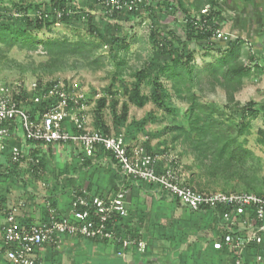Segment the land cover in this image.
I'll use <instances>...</instances> for the list:
<instances>
[{"label": "trees", "instance_id": "16d2710c", "mask_svg": "<svg viewBox=\"0 0 264 264\" xmlns=\"http://www.w3.org/2000/svg\"><path fill=\"white\" fill-rule=\"evenodd\" d=\"M102 1L103 0H95L96 4H99L103 8V19L108 26L113 27L115 31L122 29L123 25L121 20L124 18L128 21H133L139 16L142 17V15H146L148 18H151L154 23V26L151 25L152 27L149 34L154 53L144 61L142 68L134 70L132 73L134 81L130 85L131 88H125L124 92L127 93L129 101L137 107H144L150 102L159 110L165 111L168 115H173L176 111V108L173 107L171 103L169 104L173 98L188 105L186 110V122L181 125H172L167 128L172 134L173 142L182 140L183 143L187 144L188 151L194 156V167L197 169V173L192 172V176L185 180L184 183L191 188L203 192L204 188L201 187L203 185L198 183V179L201 177L200 175H205L207 181L215 182L216 179L222 180L224 183L223 190L227 188L228 190H238L264 196V184L257 178V170L252 164L254 155L252 151L244 145L245 140L240 141V137L244 136L251 126L250 119L256 118L261 112H264V103L261 104L250 100L240 107L237 119L236 114H227L214 105L200 101L199 95L195 90L196 88L200 91L203 90V80H205L209 86L208 91H214L216 87H220L225 92L227 100L225 108H229L232 105H239L235 99V94L243 88L245 81L251 77L253 73L264 75V65L260 67L256 66L251 69V67L244 64L242 61L241 49L238 45L239 41H235V43L229 42L224 46V43L221 44L220 41L214 40L213 32L219 29L218 22L216 21V16H218L216 8L218 7V0H192L191 2L187 0L189 3H186V0H137L132 9L122 8L117 10L111 9L109 6L105 7L101 4ZM119 1L124 2L130 0ZM10 4L9 6L4 0H0V44L3 52H8L13 47L29 52L35 51L40 56L46 57L45 62L40 65L44 66L45 69L52 70L66 67L69 58L80 57L87 59L99 46L106 43L109 45L111 52H116V56H114L113 60L120 71L115 73L122 74L121 69L127 63L126 53L132 44L127 40L126 35L120 37L117 34H110L108 38L102 36V41L98 44L92 41L72 42L67 38L62 40L51 37L36 39L32 36L33 32L42 29H50L51 26L56 23L70 21L76 14H80V17L86 18L87 27L91 35L101 36L100 31L92 22V15L89 10V13L86 11L85 14L82 13L84 11L83 9V11L75 12L74 4L70 0H46L43 2L14 0L10 2ZM206 7H208L209 12L207 15H203L202 10ZM191 10L195 12L193 14L189 13ZM156 12L161 14L182 13L183 17L180 18L178 16V18L181 19V22L180 20L179 22L183 34L180 35L173 29H163L165 30L164 33L160 31L158 25L155 24V21L158 20ZM197 15H200L201 19L206 18L210 25H212L214 31L207 33L198 30L193 23L196 21ZM199 41H205L206 44L210 45H207L206 48L217 50L219 56L214 61L207 63L201 68H196L194 59L196 52L191 48V44L198 43ZM119 52H123L122 56L119 55ZM97 62L98 60L96 59L90 60L91 64H96ZM113 79L110 87L106 89L109 98L104 95L96 101L91 123L94 130L105 135L111 134V129L104 118V110L107 108L108 101L111 102L110 112L112 115V125L117 134L120 133V127L128 118L127 103H123L121 109L117 110L118 100L116 98V92L112 90V85L117 80L116 76H114ZM166 82L171 83L170 88L172 92L167 89ZM53 84L55 83H49L44 88V91ZM143 86L151 88L149 94L143 92ZM21 93L26 94L23 90H21ZM15 97L20 98L19 95H15ZM47 102L49 101L42 100L41 103L35 105V108L37 107L44 111L47 107ZM258 133L261 138H264L263 130H259ZM124 139L129 147L133 146L125 136ZM260 143L263 144L264 140L260 139ZM39 144L43 143L39 142ZM142 147L144 148L143 145ZM144 151L150 154L147 147ZM94 153L95 155L102 154L109 156L112 162H115L110 151L99 147ZM30 154L32 157H37L39 160L41 159L39 154H35L34 152H30ZM92 157L93 156L86 157L84 161L88 162L87 160H90ZM39 166H43L42 160H40ZM162 166L163 162H156V172L158 174L164 172L165 168ZM171 166L175 168L176 163L171 161ZM190 170H192L191 167ZM116 176L120 178L117 171ZM239 181H242V183L235 184ZM140 183L147 184L152 188H158L157 185L152 183H145L143 181L134 183L133 180L126 181V187L131 189ZM232 183H234V185H232ZM80 189L82 188L77 190ZM117 189L118 185L114 192H116ZM85 190L88 191L87 189ZM97 195L104 197L109 196L102 194ZM173 199L179 202L178 199ZM4 201L5 199H2V206L0 209L4 208ZM50 204L52 207L56 208L54 202H50ZM188 210L194 213L198 212L189 208ZM248 210L252 215L253 208L249 207ZM7 212L8 209H5L2 213V217L4 216L5 218ZM127 216L124 218H120L119 216L113 223L114 229L123 230L125 234L141 237L138 230L133 231L131 228L127 229V227H123L126 225ZM215 216L219 221V217L216 214ZM47 217L48 211L46 208V214L42 221L46 220ZM18 221L26 226L38 223H30L20 219H18ZM257 223L260 224L261 222L257 221ZM108 226L111 227L112 224L109 223ZM261 234L263 235L264 232ZM220 237L221 234L218 238ZM63 238H76L88 240L89 242L108 243L107 241L99 240L97 237L84 238L80 235H64L62 239ZM179 245L180 244H177V247H179ZM50 247L56 248L57 246ZM210 247L213 251H218L225 256H230V259L233 260L232 264H235V254L233 251L231 252L227 248L215 250L212 244ZM4 251L5 246L0 239V263L3 259ZM247 251L248 249H245L242 264H262L259 263L262 259V255H264L261 246L252 245L250 253L252 254V251H254V254H252L253 259H250L249 252ZM146 254L147 247L145 253L133 252L131 263L146 264L145 262H139V258L144 255L146 256ZM258 256H260V260H257ZM39 261H41V259H39ZM121 264L124 263L121 261Z\"/></svg>", "mask_w": 264, "mask_h": 264}, {"label": "built area", "instance_id": "2783aa9c", "mask_svg": "<svg viewBox=\"0 0 264 264\" xmlns=\"http://www.w3.org/2000/svg\"><path fill=\"white\" fill-rule=\"evenodd\" d=\"M136 1L103 0L101 4L116 10L132 9ZM208 12V7L202 10L203 15ZM193 23L198 30L207 33L214 31L206 18L198 17ZM213 35L217 41L227 42L230 39V35L219 29ZM25 95L21 90L12 92L7 85L0 84V154L8 155L13 164L28 161L33 165H30L31 171L39 173V158L32 157L30 151L23 148L20 138L26 143L77 145L82 150V161L100 147L112 154L120 182L116 192L107 197L91 194L85 189L73 191L66 213L48 202L47 219L29 226L19 223L15 209L8 211L1 227L5 251L0 264H39V252L45 247L58 246L64 235L97 237L107 241L114 248L116 257L124 264H132V253H145L146 242L142 237L114 229L113 225L119 216L124 218L128 215V180L155 184L193 211L214 212L220 219L222 233L212 242V247L215 250L227 248L233 251L235 264H242L247 246L264 232V196L200 192L184 183L176 167H166L162 174H158L156 158L146 153L142 146L129 147L122 135H105L94 130L86 114L84 95L71 93L61 84H53L40 96ZM42 100L49 101L44 111L35 108ZM249 207L253 208L252 215ZM247 226L251 229L245 237L242 230ZM260 259L258 256L257 260Z\"/></svg>", "mask_w": 264, "mask_h": 264}, {"label": "rangeland", "instance_id": "374dc122", "mask_svg": "<svg viewBox=\"0 0 264 264\" xmlns=\"http://www.w3.org/2000/svg\"><path fill=\"white\" fill-rule=\"evenodd\" d=\"M4 1L7 5L10 6V2L14 0ZM25 1L43 2L46 0ZM70 1L74 4L75 12L84 10L82 13L85 14L86 11H90V14L93 17H91L92 22L94 26L100 31L101 36L91 35L87 27L86 18L80 17V14H76L75 17L65 23H56L52 25L50 29H42L40 31L33 32L32 36L36 39H46L51 37L62 40L64 38H67L72 42L92 41L98 44L100 43V41H102V36L108 38L110 34H117L120 37L126 35L127 40L132 44L128 52L126 53L127 63L121 69L122 74L115 73L120 71L113 60L114 56H116V52H111L109 45L104 42V44L102 46H99L95 50V52L90 55L89 58H69L66 67H64L63 69L52 70L45 69L44 66L40 65L45 62L46 57L40 56L35 51L29 52L26 50H21L17 47H13L8 52H3L0 44V84L7 85L12 92H19L20 90H23L29 97L33 95L40 96V93L43 92L44 88L49 83L54 82L55 84H61V86H64L65 90L70 91L71 93L74 92L84 95V107L86 110V114L88 115L89 120L92 123L93 110L94 106L96 105V101L104 95L109 98L106 89L110 87L111 83L114 80V76H116L117 80L113 83L112 90L116 92V98L118 100L117 110L121 109L123 103H127L128 118L126 122L120 127V133L117 134L112 125V115L110 112L111 102L108 101L107 108H105L104 110V118L111 129V135H122L123 137L125 136V138H127L129 143L131 142L133 146L143 145L144 149H146L147 147L150 151V154L156 158V162H163L162 167L164 168L172 167L171 161L176 163L175 170L177 174L183 180L189 179L192 176V172L197 173V169L194 167V156L188 151L189 149L187 144L183 143L182 140L173 142L172 134L167 129L172 125H181L186 122V110L188 108V105L173 98L169 102V104L171 103V105L176 108V111L173 113V115H168L165 111L159 110L150 102L147 103L144 107H137L129 101L127 93L124 92L125 88H131L130 85L134 81V78L132 77V73L134 72V70L142 68L144 65V61L147 58L151 57L150 55H153L154 53V48L152 47L149 39L151 27L154 26L152 19L148 18L146 15H142V17L139 16L133 21H128L126 18H124L123 20H121V23L123 25L122 29L115 31L113 30L114 28L109 27L106 21L103 19V8L99 4H96L95 0ZM194 12V10H191L189 13L193 14ZM156 13V15L158 16V20L155 21V24L158 25L160 31L164 33L165 30L163 29L169 28L168 24L171 18L167 14H161L158 12ZM198 17H200V15L196 16V18ZM178 30L180 32V29ZM207 45L208 44L203 41L201 44L202 49H199V53L195 54L194 59L196 68H201L207 63L214 61L219 56V54H217L216 50L214 49H208L211 50V52L207 55H204L208 53L203 50V48H206ZM122 54L123 52H119L120 56H122ZM93 59L98 60V62L96 64H91L90 60ZM253 80L254 79L247 82L245 81V85L243 86V88L235 94V99L237 100L239 105H232L229 108H225L227 100L225 92L220 87H216L214 91H208L209 86L206 81L203 80V90L200 91L197 88L195 90L199 95L200 101L214 105L216 108H219L227 114H236V118L238 119V111L240 107H242L250 100L261 104L264 103V78H261L259 82H255ZM166 83L167 89L172 92L170 88L171 83ZM50 87L51 86H49L48 89ZM142 90L144 93L149 94L151 88L143 86ZM250 124L251 126L249 127V130L244 134V136L240 137V141L245 140L244 145L252 151V154L254 155L252 158V164L257 170V178H259L264 184V143H260V139L264 140V138H261L260 134L258 133L259 130L264 131V112H261L260 115H258L256 118L250 119ZM57 144L60 145V143L50 144L55 146L53 147L56 155L54 159L55 169L64 168L66 166L68 167V164L70 166V163L66 164L64 161V159L70 156L68 150H59L60 147H56ZM69 146H71L69 148H71L72 152L74 153L73 156L75 158H72L76 160V158H78L79 156L77 154H79L82 150L79 146L74 144H71ZM40 160H42V157ZM78 160L79 164L81 166H84V161L81 160V157L78 158ZM25 164H27L26 168H30L28 165V161L25 162ZM190 167L192 168V170H190ZM44 171L45 170L43 169V166H39V177H41L42 175L40 173H43ZM82 174L83 171H78L79 177H81ZM200 176L201 177L198 179V183L200 185H203L201 186L204 188L203 192H221L226 194H228V192L246 193L238 190H228L227 188L223 190L224 183L222 180L216 179L215 182L207 181L205 175ZM43 178L46 180L49 179L46 173L42 175L41 179ZM64 179H66L65 175L60 177L59 180L63 181ZM118 180H120V178H118ZM234 183H232V185H234ZM241 183L242 181H239L235 184ZM59 184H61V182H58V184L56 185L57 188H59ZM39 185L40 188L46 190L47 184L45 183V181L39 180ZM67 188L69 187L65 186V189ZM70 197L71 199L69 200ZM2 199L3 198L0 196V207L2 206ZM64 199L65 204L67 202L69 203V208L72 202V196H64ZM128 211V216L134 214V212L130 213V210ZM161 217L163 218V216ZM137 218H139L143 223L147 219V216L146 214H137ZM250 229L251 228L247 226L245 230H242L245 237L247 236L246 233L250 231ZM175 237L177 236H173L172 239ZM258 237L259 238L257 240L252 241L248 245L249 247L246 248L248 249L247 252H249L250 259L253 256L252 254H254V251H252V254L250 253L253 244L261 246L264 254V234H261V236L259 235ZM166 241L168 242V240ZM195 243L196 245H194ZM197 243L198 241L194 242L193 244H189L188 246H173L175 251L172 252V256L176 255L177 260L180 261L181 264L233 263V260L230 259V256H225L223 253L213 251L210 248L208 250L203 249V251L201 249L199 252H197V247L199 245ZM51 255L56 259L51 264H67V260H70V263L72 264H87L85 262L86 259L90 262V264H109L110 262V260L103 261L97 256L94 257V254H90L88 250L87 252L85 251V253L81 252L75 254L73 257V254L71 256H68L66 251L61 253L57 249L55 253L52 252ZM259 263L264 264V255H262V259Z\"/></svg>", "mask_w": 264, "mask_h": 264}, {"label": "crops", "instance_id": "0c3cea01", "mask_svg": "<svg viewBox=\"0 0 264 264\" xmlns=\"http://www.w3.org/2000/svg\"><path fill=\"white\" fill-rule=\"evenodd\" d=\"M186 3L189 2L186 0ZM216 8L218 12L216 21L219 30L230 35L229 41L221 42V44L224 43L225 46L229 42L239 41L238 45L245 65L251 67V69L264 65V0H218V7ZM178 13L167 14L171 18L167 29H173L182 35L181 19L178 16L180 18L183 16L182 13ZM178 29H180V32ZM201 44V41L191 44V48L196 52L195 54H198L199 49H202ZM203 50L208 52L204 55L211 52L206 48H203ZM216 52L219 54L217 50ZM249 78L246 82L252 79L259 82L261 78H264V75L253 73ZM21 139V144L25 150L39 154L42 157L45 171L40 174L46 173L49 179H41L42 175L39 177L38 172H32L30 166L32 164H28L30 168H26L27 164L25 163L13 164L10 162L8 155L0 154V196L5 199L4 208L0 209V228L4 223L2 213L5 209H8V211L15 209L17 219L22 221L40 222L45 217L48 202H54L55 207L60 212L66 213L69 203H64V196H72L73 191L79 188L87 189L91 194L110 196L120 182L109 156L95 155L94 153L93 157L87 160L88 162L84 161V166H81L78 160L81 152L77 154L79 156L75 160L72 158L74 153L69 148L71 146L57 144L56 147H60L59 150H68L70 156L64 161L66 164L70 163V166L68 164V167L55 169L54 159L56 155L53 149L55 146L26 143ZM78 171H83L81 177H79ZM64 175L66 179L60 181V177ZM39 180L45 181L47 184L46 190L40 188ZM58 182H61L59 188L56 186ZM65 186L69 188L65 189ZM129 190L128 208L130 213L134 212V214L128 216L124 228H131L133 231L138 230L146 242L147 254L138 257L140 263L181 264L176 255L172 256V252L175 251L173 246H177V244H180L179 247L188 246L198 241L197 252L201 249L202 251L203 249L208 250L211 249L212 242L218 239L221 234L219 221L212 211L191 212L188 208L176 202L169 194L147 184L140 183ZM137 214H146L147 219L145 222L142 223L137 218ZM173 236L177 237L172 239ZM54 248L45 247L39 252V259H41L39 264H51L56 260L51 253H55L57 249L61 253L66 251L68 256L73 254V257L75 254L85 253L88 250L90 254H94V257L97 256L103 261L110 260L109 264H121V260L115 255L114 248L108 243L63 238L56 249ZM85 262L90 264L87 259ZM68 263L72 264L70 260H67Z\"/></svg>", "mask_w": 264, "mask_h": 264}]
</instances>
